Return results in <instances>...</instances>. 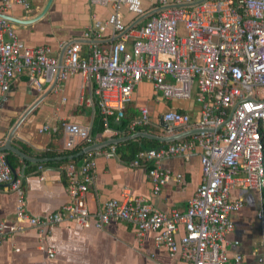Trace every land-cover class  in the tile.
Instances as JSON below:
<instances>
[{
  "label": "built area",
  "instance_id": "2783aa9c",
  "mask_svg": "<svg viewBox=\"0 0 264 264\" xmlns=\"http://www.w3.org/2000/svg\"><path fill=\"white\" fill-rule=\"evenodd\" d=\"M88 2L108 4L113 13L104 21L94 19L92 13L94 21L87 26L85 36L92 38L109 25L119 38L104 49L93 42L85 57H80V42H71L58 66L49 46L26 45L12 21L1 16L13 4L29 10V1L0 0V90L6 92L13 77L21 72H26L36 87L41 78L49 80L57 67L61 79L79 73L93 82L104 122L108 116L117 120L123 116L141 80L151 82L166 100L193 96L200 107L194 126L200 131L139 150L132 160L134 165L147 166L152 191L157 193L171 177L168 170L159 167V160L200 148L201 179L186 209L166 213L140 196L110 198L98 210L93 224L100 228L116 219L134 223L138 236L151 230L156 244L163 245L170 255L178 252L175 264H227L226 236L234 228L230 214L242 207L241 200L230 198V191L235 187L264 188V0H153L147 8L142 0ZM121 8L133 15L128 24L120 15ZM161 116L167 133L191 124L186 112L170 109ZM150 121L147 106L141 105L127 127L143 128ZM60 126L67 136V149L74 147L76 139L91 141L86 125L61 122ZM57 130L49 124L39 128L40 132ZM94 166L90 155L78 164L69 161L64 171L70 202L60 211L36 217L25 208L20 176L13 174L5 153L0 151V183L17 194L15 223L9 229L16 230L17 223L23 221L41 234L63 220L90 226L86 192ZM257 216L263 219V211ZM179 224L183 233L176 239ZM5 226L0 223V242ZM46 252L53 256L52 248ZM233 260L238 263L241 255L235 253Z\"/></svg>",
  "mask_w": 264,
  "mask_h": 264
},
{
  "label": "crops",
  "instance_id": "0c3cea01",
  "mask_svg": "<svg viewBox=\"0 0 264 264\" xmlns=\"http://www.w3.org/2000/svg\"><path fill=\"white\" fill-rule=\"evenodd\" d=\"M28 1L29 10L13 4L6 14L16 20L11 21L20 40L28 46H49L50 55L57 61L62 49L71 42H80L79 54L85 57L93 42L104 49L119 38L120 34L114 33L109 25L99 29L92 38L85 36L87 26L92 25L95 18L104 21L113 13L108 4L90 5L88 0H51L43 15L35 19L47 0ZM142 2L146 8L153 4V0ZM120 15L126 24L133 18L125 8L120 9ZM97 100L93 82L85 80L79 73L61 79L56 70L49 80L41 78L39 87L33 84L26 72H21L13 77L6 92L0 90V148L10 145L21 153L10 149L1 151L13 154L15 175L21 178L25 208L30 215L41 217L60 211L70 202L64 171L69 161L78 164L87 155L95 161L93 177L86 192V206L91 214L88 227L72 220H63L41 234L38 228L23 221L17 223L19 227L16 230H10L9 226L15 223L17 194L0 183V223L6 225L0 242V264L177 262L178 252L170 255L163 245L156 244L155 233L151 230L138 236L135 224L129 221L111 219L100 228L95 227L93 222L104 201L110 198L140 196L151 207L166 213L171 209L180 212L186 209L201 179L200 148L161 158L159 167L168 170L171 177L154 193L147 166L132 164L135 156L129 157L127 144L130 140L143 137L135 135L140 130L156 135H180L164 145L189 136L198 129L194 122L200 115L199 104L193 96L185 100L163 99L151 82L141 80L120 118L126 122L123 129L110 127L104 122L103 130L96 131L93 136L90 134L89 143L76 139L72 148L76 152L66 153L71 149L65 148L67 136L62 132L60 123L86 125L90 131L96 129L95 121L99 113ZM141 105H146L149 110L150 125L143 127L148 130H131L127 127L128 122ZM170 109L188 113L191 124L187 128L176 127L167 133L161 115ZM43 124L57 126L58 130L40 132ZM176 175L179 177L176 178ZM261 191L242 187L230 191V198L241 200L242 207L230 214L234 228L226 236L225 248L230 256L227 264H264V205ZM260 211H263V219L257 216ZM182 233L183 226L179 224L175 238L178 239ZM48 247L53 250L51 257L47 256ZM235 253L241 255L238 263L233 260Z\"/></svg>",
  "mask_w": 264,
  "mask_h": 264
},
{
  "label": "trees",
  "instance_id": "16d2710c",
  "mask_svg": "<svg viewBox=\"0 0 264 264\" xmlns=\"http://www.w3.org/2000/svg\"><path fill=\"white\" fill-rule=\"evenodd\" d=\"M95 122H96V129H91V131H90L91 135L94 134L96 131L103 130L104 120H103V117H102L100 111H99V113L97 115V121H95ZM106 122H107V125H109L110 127L117 128V129H123L125 127V125H126V122L122 121L121 119L117 120L114 117V115L108 116L106 118ZM137 129H140V128H136V130ZM143 129L144 130H148V128H143ZM164 144H165V142H160V141H157L155 139H149V138H143V137L142 138L140 137V138L135 139V140H130L128 142V144H127L128 148L130 150L129 157L131 156V158H133L137 154V152L139 150L148 149V148H155V147L162 146ZM65 152L68 153V154L69 153L71 154V153L76 152V149L67 150ZM5 156H6V159H7L8 163H9L10 167L12 169H15L14 168L15 167V163L13 161V154H11L10 152H5ZM261 194H262L263 205H264V188L262 189Z\"/></svg>",
  "mask_w": 264,
  "mask_h": 264
},
{
  "label": "water",
  "instance_id": "95a60500",
  "mask_svg": "<svg viewBox=\"0 0 264 264\" xmlns=\"http://www.w3.org/2000/svg\"><path fill=\"white\" fill-rule=\"evenodd\" d=\"M50 2H51V0H47L45 6H44V8H43V10L40 12V14H39L35 19H37V18H39V17H41V16L43 15V13H44V12L46 11V9L48 8ZM1 16L5 17L6 19H9V20L16 21V20H14L12 17H10V16L7 15V14H1ZM65 47H66V46H65ZM65 47H64V48H65ZM63 50H64V49H62L61 54H60V56H59V58H58V63H57L58 66L61 64V58H62ZM58 72H59V67H57V69H56V74H57V75H58ZM161 119H162V116H161ZM164 125H165V127L167 126V123H166L165 121H164ZM198 131H200V130L197 129L196 131H193V133L198 132ZM190 134H192V132L189 133V135H190ZM135 135H136V136H143V137H145V138H149V139H155V140H158V141H164V142H168V141L175 140V139L178 138V136H180V135H156V134H153V133H150V132H146V131H142V130L136 132ZM4 149H8V150L10 149L11 151L18 152L19 154H21L18 150H15V148H11L10 145H8V146H6V147H1V148H0V151H2V150H4ZM86 150H87V149H86ZM80 154H81V153H80ZM12 172H13V174L15 175V170H14V169H12Z\"/></svg>",
  "mask_w": 264,
  "mask_h": 264
}]
</instances>
